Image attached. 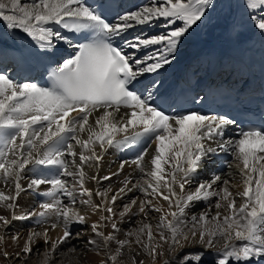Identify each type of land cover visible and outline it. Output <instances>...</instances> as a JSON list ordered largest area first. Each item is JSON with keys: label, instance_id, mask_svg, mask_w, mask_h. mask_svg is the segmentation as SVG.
Segmentation results:
<instances>
[{"label": "snow or ice", "instance_id": "6c2138e0", "mask_svg": "<svg viewBox=\"0 0 264 264\" xmlns=\"http://www.w3.org/2000/svg\"><path fill=\"white\" fill-rule=\"evenodd\" d=\"M211 4L212 0H153L150 6L111 16L108 0H94L95 6L88 0H31L29 3L0 0V21L8 28L22 30L41 49H51L55 41L67 39L49 27L53 24L84 36V42L70 45L76 49L74 55L63 59L50 71V87H40L36 83L17 84L0 74V180L5 186L10 182L15 186V195L0 191V205L13 210L11 220L0 215V227L6 229L12 220L30 217H35L38 224L51 215L63 221V235L56 240L50 239L47 229L43 233H29L23 248L15 254L17 257L21 252L30 255L35 250L36 239L43 236L44 244H50V248H45L41 264H52L61 247L74 238L71 226L87 222L75 208L77 194L88 197L80 203L108 213L100 217L107 220L114 214L117 199L125 192L138 189L145 197L153 199H133L124 205L120 215L122 218L144 215L139 226L125 235L135 236L136 243L146 250L152 264L164 255L165 244L171 253L188 245L213 249L219 241L223 244L217 249L219 259L214 264L264 258V125L245 126L233 138L224 140L225 132L235 121L196 110L169 114L155 103L160 81L144 85L143 93L135 88L141 77L155 74L172 62L181 39L205 16ZM245 8L250 12L249 19L254 27L264 34V0H245ZM161 18L168 25L176 26L164 34L136 36L124 41L134 51L155 46V52L146 51L143 57H137L113 43L134 25L149 24ZM121 108L130 111L120 115ZM100 110L103 111L95 116L93 124L90 117ZM129 128L134 129L131 134ZM85 132L87 138H82ZM121 133L123 139H116ZM142 139L155 143L150 171L145 168V157L151 145L142 148L131 161L143 174V183L137 181L128 187L130 181L125 178L119 193L111 197V206L92 205L93 193L84 184V166L90 161L98 164L102 159L96 146L104 149L107 144L123 148ZM218 152L232 156L239 168L240 180L230 172L227 175L231 179L224 174H214L210 180L196 182L209 154ZM124 166L120 165L121 170ZM228 166L232 168L233 164ZM27 172L32 173L27 190L45 199L39 204L41 211L17 216L15 201L26 190L20 180ZM64 177H73L71 187ZM92 179L97 178L93 176ZM43 185L48 187L41 191ZM241 185L242 190L232 191ZM108 191L111 189L103 193L97 191L95 195L106 198ZM63 197H67V203ZM212 197L217 198L214 205ZM157 198L167 202V211L163 205L153 202ZM7 201L12 202L5 203ZM199 202H207L209 208L187 219L188 210ZM137 204L139 212L135 213L132 208ZM212 208L216 210L214 214ZM152 212L159 214L155 225L147 220ZM56 227V223L51 225L53 229ZM111 227L119 231L115 222ZM99 228L98 223L91 225V231L100 238L103 247H109L112 241H116L118 247L106 260L87 261L86 264H108L109 261L123 264L118 259L121 249L131 241L119 240L113 233L105 234ZM79 237L77 233L76 238ZM3 239L0 236V241ZM12 239L18 241L19 238L13 236ZM87 245L100 246L95 239H89ZM87 245L80 250L84 255L89 251ZM74 254L79 256L80 252L72 245L62 256L72 264ZM3 255L7 258L9 254L4 252ZM192 255L186 254L183 264H192ZM201 258L196 254L195 264H200ZM58 264H64V260ZM132 264H144V261L132 259Z\"/></svg>", "mask_w": 264, "mask_h": 264}, {"label": "bare ground", "instance_id": "6f19581e", "mask_svg": "<svg viewBox=\"0 0 264 264\" xmlns=\"http://www.w3.org/2000/svg\"><path fill=\"white\" fill-rule=\"evenodd\" d=\"M223 1L224 0H220L219 4L221 5V3H223ZM29 2H31V0H22V3H29ZM150 2L153 3V0H150ZM144 5H146V3ZM129 7H130V5H124L123 7H120V12H124L125 10L128 11V9H126V8H129ZM231 7H232V10L230 11L229 16H228V14H227V16H224L223 14L221 15L219 12L211 13L212 10L210 12L206 11L205 16L200 21H198L195 25H193L197 29V32H195V34L187 33L185 35V38H187V39L189 38L187 41L192 40L191 44L186 45V43H185V45H183V47L181 46L182 48H184V52H186L185 55H189L191 57L196 56L197 58H202L200 56L201 55L205 56V53L209 50V47H212L213 50L220 49V51H221V50H224L222 48V46L223 47L227 46L229 51L235 55H236V53H239L242 55L243 50L246 47V43H244L245 46L243 44L240 45V42H239L240 39H244L246 36H251V35L256 36L257 38L253 42L250 41V43L247 44L248 47H250V45H253L255 47L256 44L264 42V36H262V34L259 30L256 31L255 33L252 32V30L254 28L251 29L252 26L250 27V25L252 24L251 20L248 21L249 19L247 17L241 18V16H240L241 12H243V10L241 8L245 7V0H238L235 3H233L231 5ZM215 10H217V9H215ZM233 18H235L234 21L231 20ZM238 19H243V20L248 19V20L246 21V23H238ZM176 24L178 25L179 22H176ZM168 26H170V25H168L167 22L161 18L159 20L153 21V24L149 28L147 27L148 28L147 31L149 32V31H151V29L155 28L156 29V30L154 29L155 31L158 32V30H159V32H160V31H163L165 29H168ZM173 26H175V25H173ZM2 27H3V25H2ZM49 27L53 28L55 31H60L57 25L53 24V25H50ZM140 28H143V27H140ZM139 30L141 31L142 29H139ZM128 36H130V35H128ZM0 38H1V36H0ZM130 38H131V36H130ZM4 39H5V36H3V40ZM17 39L19 41H17L15 38H11L8 36L5 40H8V41L11 40V42L15 43L16 45H18L19 42L21 44H25L26 45V47H25L26 52L30 53L32 55L31 57L33 59H36L37 61H41V58L40 59L36 58L37 55H39L38 52H37L38 54L35 52L36 51L35 46H37V44L31 38L24 37L23 35L19 34V35H17ZM123 40H124V38H123ZM184 42H186V41H184ZM262 46H264V44ZM68 49L69 48L66 47L65 50L68 51ZM177 55H179V54H177ZM63 56H64V53L61 52L58 56H54L53 58H56L57 60H59V58H62ZM0 57H3V55L1 54ZM187 59H188V57H185L184 60L181 61L180 63H179L180 60L177 59L179 61H175L172 64L176 65L177 63H179L178 64L179 66L177 65L174 69H176L178 67L182 68L183 64L185 65V62L187 61ZM10 63H9V61H3V60L0 61V69H1L2 65L5 68V66L7 64H10ZM191 64H193L192 67H198L200 63L191 62ZM173 65L171 67H174ZM184 68H186V67H184ZM1 72H3V71H1ZM173 73H174V70H173ZM177 74H179V72L178 73L176 72V75L172 74L173 76L169 75L168 80L170 82L167 81L166 86L160 87L161 88L160 93H162V92L166 93L169 85L172 86V85H175L176 83H179L178 78H179V76H183V75H177ZM163 75L167 77V75H165L164 73H163ZM16 76H17V74H15L12 77L11 76H8V77L13 79V81H14ZM157 76L159 77V74L155 73L154 75L148 74L144 77H141V81H142L141 83H143V82L149 83L151 81H154ZM174 78H175V80H174ZM173 80H174V82H173ZM162 81H160L161 82L160 86L163 84ZM102 111L103 110H100V112L94 113L93 117H90V122H92L94 124L95 116L102 113ZM126 111H128V110L120 111V115H123V113ZM133 131H134V129L129 128V134H131ZM225 136H227V134ZM82 138H87V132L82 134ZM230 138L231 137L228 136L227 140ZM116 139L122 140L123 139V133L118 135L116 137ZM139 142H143V139L140 140ZM148 145H151V147L148 148V152H149L152 147L154 148L155 143L152 140H147L146 143L142 147H146ZM131 147H133V145ZM131 147H129L130 149H128L129 153L130 152L132 153L134 150V148H131ZM96 152L98 155L102 156V159L98 163L99 169H96L97 167L96 168L90 167L93 163H95L97 165L96 161H90L88 165L84 166V171L86 173L84 184H85V187L88 188L89 190H91L93 193V195L91 197V204L92 205L100 204L102 207L105 204L110 205L111 197L113 195H117L119 193V189L124 186L122 181H124L125 178H127L130 181L128 187H132V185L136 184L137 181H140L141 183H143V179H142L143 174L140 173L139 170L136 169V166L131 163L130 159H126L128 157V154L124 153V151L122 150L121 147H117V146H111L110 147L107 144H105L104 149H101L99 147V145H97L96 146ZM148 154L149 155H146V157H145V168L147 171H150L151 170V165H150V159H151L150 155L151 154L150 153H148ZM216 155H218V156H216ZM114 157L124 160V162H122V163L125 164V166L122 170L120 168L119 162H116L118 164V166L111 167L112 165H109L108 160L109 159L111 160ZM115 160H112V161H115ZM225 160L227 161L225 163H227V164L232 163L233 164L232 168L223 167L222 169H216L213 172V174L210 173V171H213V168H215L212 163H214V162L216 163L217 161L219 163V161L221 162V161H225ZM111 164H113V163H111ZM105 168H108V169L111 168V169L108 170ZM90 169H92V170L89 171ZM95 169L97 170V172H95ZM94 172L96 173V175L94 174ZM230 172L235 173V179L237 181L240 180L239 168H237L235 166V163L233 162V158L229 153L221 152V153H218L215 155L209 154L208 158L204 162L203 168L199 171L195 180H196V182H200V181H204V180H210L214 174L215 175L224 174L225 178L231 179V177H229L227 175ZM113 173H119V175H113ZM26 176H29L31 178L32 173L31 172L25 173L20 181L22 182ZM93 176H95L97 179H92ZM105 176L110 177V179H108V180L103 179V177H105ZM144 178H147V177H144ZM64 179L67 180L69 187H71L73 185L74 179H72L71 177H64ZM86 180H87V183H86ZM97 180H99V183H97ZM21 186L23 187L24 185H21ZM41 187L47 188V186H45V185H43ZM108 189H111V191H108V195L106 198L102 197V196H96L95 195V193L97 191L103 193ZM237 190H242V185L240 186L239 189L232 188L233 192H235ZM41 191H43V189H41ZM177 191H179L178 188H177ZM10 195H15V193H12ZM28 195H29L28 197H22L21 195H19V198L15 201V204H16L15 212L20 211V213L22 212L21 214H23L25 212L32 211L31 209L34 206L36 207L35 208L36 212L37 211L39 212L42 210L39 208V206L37 204L45 198L34 193L31 190H30ZM140 198L153 199L150 196L145 197L144 193L140 192L138 189H133L131 192H125L115 202L114 214L111 215L110 219L101 220L100 217L102 215L108 216L109 214L106 212H101L97 209H94L91 205H89L88 208L83 209L81 207L82 203H80V201L86 200V199H88V197L87 196L81 197L77 194L76 195V205H75L76 207L75 208L77 211H79V213L81 215H84L86 217L87 222L85 224H78L77 223V224H73L71 226V230H72L74 238L72 240H70L67 245H64L61 247V249L57 253L56 257L52 260V264H58V262L61 260H64V264H68L67 258L63 257L62 253L66 252L67 249L69 247H71L72 245H75L77 250L80 252L79 256H76L75 254L73 255L72 264H76L77 260H79V264H86V262L88 261L87 257H88V255H90V252L88 251L87 255H84L83 252L80 250L85 249V246L87 245V241L89 239H93V237L95 235L91 231V225L93 223H98L100 225L99 230L103 231L105 234H108L109 232H111L119 240L128 239L129 241H131V243L129 245H125L124 248L121 249V256L118 259H119V261H122L123 264H132V259L143 260L144 264H152L151 257L147 254L146 250L141 247V245L136 243L135 236L128 237L125 235L127 232L132 231L139 226L140 222L145 219L144 215L143 214L126 215L123 218L120 215V213L124 211V205L125 204H130L131 200H133V199L139 200ZM62 199L64 200L65 203L68 202L67 197H63ZM216 201H217L216 197L211 198L212 205H214L216 203ZM237 201H238V203L240 202L239 198H237ZM153 202L154 203L158 202L160 205L164 206L166 211L168 210L167 209V202H165L163 200H159L158 198H157V200H153ZM78 204H80V206ZM2 206H4V205H2ZM207 208H209V205L207 202H199V203L194 204L188 210L187 219L190 220L193 215L199 214L200 212H202L203 210H205ZM132 211L135 213H138L139 212V205L137 204V205L133 206ZM215 211L216 210L214 208H212L213 214L215 213ZM34 212L35 211H33V213ZM12 213H13L12 209H8L5 206L2 209L0 208V215H3L5 217H7L8 219H11ZM20 213H17V214L21 215ZM53 216L54 215H51L48 219H52L51 217H53ZM158 216H159V214L152 212L148 216L147 220H148V222L155 225L156 220L158 219ZM28 219L29 218L14 221L13 223H16L14 225H17L19 227L16 226L17 230L14 232L12 231V233L6 232V230L9 231L10 229H15V227L11 226V224L6 229L4 227H0V236L4 237V239L2 241H0V258L4 259L5 257H3L4 256L3 253L7 252L9 255H8L7 259H5L6 264H41V262L44 259L43 253L45 251V248L46 247L50 248V244L49 245L44 244L43 236H40L36 239V243L34 245L35 250L30 255L24 254L22 252H21V255L19 257H17L15 255L17 252H20L21 249L23 248L24 243L27 240L29 233H31L33 231L43 233L44 230L47 229L48 235H49L51 240H56L59 236L63 235V221H62V219L57 221V222L56 221L54 222L57 224V227L54 229L51 228V226L48 227V224L47 225L44 224L40 228L34 227V226H36V223L31 222V220H28ZM48 221H46V222H48ZM52 221H54V220L52 219ZM113 222H115L117 224V228L119 229V231H115L112 229L111 224ZM0 225H2V221H0ZM189 227H191L190 224H189ZM154 231H155V229H154ZM77 233L80 234L79 238H76ZM13 236H17L19 238L18 241L13 240L12 239ZM143 239L146 240V237H144ZM97 243H98V245H100L99 247H97V245H87V248L90 250V248L92 246H94L96 251H102L103 250V251L111 254V253H114L115 249L118 247V244L116 243V241L110 242V245L107 248L103 247L102 242H97ZM161 243H163V242H161ZM222 244H223V241H219L217 243L216 247L213 249H205L204 247H202L200 245H188V246L184 247L182 250L178 249L176 252H171V253L168 251V245L165 244L164 248H163L164 255L157 257L155 264H165V261H167V264H183L184 258H182V260H181V256L185 257L186 254H193L191 257L192 264H194L196 261V254H199V256L202 257L200 260V264H206V263L214 264V261L219 259V256L217 254V249L222 247ZM263 259L264 258H262V257H253L250 259L249 262L233 261L232 264H264ZM92 260H93V258L91 259V261ZM108 264H111V262L109 261Z\"/></svg>", "mask_w": 264, "mask_h": 264}, {"label": "rangeland", "instance_id": "374dc122", "mask_svg": "<svg viewBox=\"0 0 264 264\" xmlns=\"http://www.w3.org/2000/svg\"><path fill=\"white\" fill-rule=\"evenodd\" d=\"M236 1H238V0H224L223 1V3H221V5L219 4L220 3V0H212V4L211 5H209V7H208V9H207V11L208 12H210L211 10V13H216V12H219L221 15L223 14L224 16H227V14H228V16L230 15V11L232 10V7H231V5L233 4V3H235ZM146 3V5H144ZM145 3H141L140 5H138V8H134L132 11H136V10H138L139 8H141V7H144V6H150L152 3L150 2V0H147ZM142 5V6H141ZM213 5V6H212ZM140 6V7H139ZM215 9H217V10H215ZM242 10H243V12H241V18H248L249 19V17H250V13H249V11H247L246 10V8L245 7H242L241 8ZM223 13H222V12ZM245 12V13H244ZM248 19H246V20H243V19H238V23H246V21L248 20ZM232 21H234L235 20V18H233V19H231ZM243 20V21H242ZM245 21V22H244ZM248 21H250V19L248 20ZM251 25H250V27H251V29H253L254 31H256L257 29L254 27V25H253V22L251 21ZM0 30H3L5 33L6 32H8L9 33V31H7V29H9V30H11L10 28H8L7 26H6V23L5 22H2V21H0ZM153 24V22H151V24L149 23V24H145V25H134L132 28H130V29H128V30H130V31H133V34L131 35V36H133V37H135V36H152V35H157V34H164V33H166V32H168V31H170L171 29V27L173 26V25H170V26H168V29H165V30H163V31H160L159 32V30H158V32L157 31H155L156 29L155 28H153V29H151V31H147V29L151 26ZM2 25H3V27H2ZM146 28H145V27ZM176 26V25H175ZM140 27H143V28H140ZM148 27V28H147ZM174 27V26H173ZM2 28V29H1ZM5 29V30H4ZM15 29H19V28H15ZM139 29H142L141 31L139 30ZM155 29V30H154ZM139 30V31H138ZM233 30V29H232ZM249 30V29H248ZM252 30V31H253ZM143 31V32H142ZM258 31V30H257ZM148 32V33H147ZM195 32H197V29L193 26L191 29H189V31L187 32V33H192V34H195ZM139 33V34H138ZM186 33V34H187ZM147 34V35H146ZM185 34V35H186ZM262 34V33H261ZM185 35H184V39L182 38L181 39V42L178 44V47H177V50H176V52H175V56H174V58L172 59V62L170 63V64H168V65H166V66H164V68H162L161 70H159L157 73H161L160 74V78L159 79H168V77H169V75H175V72L176 71H178L180 68L178 67V68H176L175 70H174V68L181 62V61H183L184 60V58L186 57V55H185V53L186 52H184V48H182L183 47V45H185V43H186V45H189L190 43H191V41H187L188 39L187 38H185ZM262 36H264V34H262ZM132 37V38H133ZM188 37V36H187ZM129 40H131V38L129 39ZM184 41H186V42H184ZM264 43H262V45H263ZM56 45H60L59 44V41H55V46ZM262 45H259V47H257L258 49H259V53H258V57H255V56H253V58L255 57V59L259 62V64H261V63H264V46H262ZM182 46V47H181ZM154 48V49H153ZM153 48L151 47V48H149V49H146V50H143V51H135V53L137 54L138 52V55H139V57H143L144 56V54H145V52L147 51V52H155V50H156V48H155V46H153ZM180 50V51H179ZM258 51V50H257ZM180 52V53H179ZM177 54H179V55H177ZM177 55V56H176ZM178 57V58H177ZM184 57V58H183ZM183 58V59H182ZM177 59H179V60H177ZM174 60V61H173ZM175 61H179V63H177L176 65H173L172 63H174ZM262 61V62H261ZM261 62V63H260ZM174 66V67H171V66ZM179 66V65H178ZM174 70V73H173V70ZM172 70V71H171ZM162 71V72H161ZM163 73L165 74V75H167V77L166 76H164L163 75ZM172 75V76H173ZM163 77V78H162ZM73 143H74V141H73ZM154 149H155V146H154V148L152 147L151 148V150L148 152V153H150L151 155L152 154H154ZM149 155V154H148ZM151 155H150V157H151ZM69 160H71V157H69L68 158ZM112 160H115L114 158H112L111 160L109 159L108 161H109V165H112L111 167H114V166H118V164L116 163V162H119V165H121V163L122 162H124V160H119V159H116L115 161H112ZM77 161H78V157H77ZM112 161V162H111ZM111 163H113V164H111ZM115 163V164H114ZM93 165V166H92ZM90 167L92 168H96V169H99L98 168V164L96 165L95 163H93ZM214 167H217L216 165H214ZM95 169V172H97V170ZM105 169H108V168H105ZM109 169H111V168H109ZM108 169V170H109ZM92 169H90L89 171H91ZM94 172V174L96 175V173ZM72 179H73V177H71ZM88 179V178H87ZM90 179V178H89ZM30 180H31V178L30 177H25L24 178V180L21 182L20 181V183H21V185H24L22 188H24V189H26L25 191H22L21 192V196L22 197H28L29 195V192H30V190L28 191L27 190V185H28V183L30 182ZM86 183H87V180H86ZM14 189V190H13ZM0 191H4L5 192V194L6 195H10V194H12V193H15L14 191H15V186H14V183H12V182H10L7 186H5V184H4V181L3 180H0ZM26 192V193H25ZM28 193V194H27ZM27 194V195H26ZM25 195V196H24ZM12 201H7V202H5V203H11ZM38 205V204H37ZM36 205V206H37ZM79 206H80V204H78ZM39 206V205H38ZM4 206H2V205H0V208L2 209ZM76 207V206H75ZM81 207L83 208V209H85V208H88L89 207V205L87 206V205H85V204H81ZM21 208V207H20ZM19 208V209H20ZM36 207L34 206V207H32V211H28V212H25V213H23V214H21L20 213V211H17V212H15V210L16 209H14V212H15V215H17V216H19L17 213H20L21 215H24V214H26V213H33V211H35L34 213H37L36 212V209H35ZM78 209V208H77ZM12 212H13V210H12ZM12 215H13V213H12ZM55 216V215H54ZM51 217L54 221H52V219H47L46 221H48V222H44V223H41V224H38L37 222H36V218L35 217H30L28 220H31V222H35L36 223V226H34V227H41V226H43L44 224H48V227L49 226H51V224L52 223H54L55 221L57 222L58 220H56L57 218H55V217ZM11 218H12V216H11ZM32 218V219H31ZM11 220V219H10ZM14 221H17V220H12V222H11V226H14L15 227V229H10L9 231H7L6 230V232H10V233H12V231L14 232V231H16L17 230V227H19V226H17V225H14V224H16V223H13ZM19 224V223H18ZM59 225V224H58ZM17 226V227H16ZM79 231V230H78ZM5 232V233H6ZM93 239H95V240H97V242H102L101 240H100V238H98V237H96L95 235H94V237H93ZM157 240H158V237H157ZM103 243V242H102ZM89 252H90V255H88V257H87V259H88V261H91V259L93 258V260L92 261H94V262H98V261H100V260H106L107 259V256L109 255V253L108 252H105V251H96V249H95V247L94 246H92L91 248H90V250H89ZM4 257V256H3ZM182 258H184V256L182 257L181 256V260H182ZM5 259H7V258H4V259H2V258H0V264H6V261H5ZM195 264V263H194ZM206 264H208V263H206Z\"/></svg>", "mask_w": 264, "mask_h": 264}]
</instances>
